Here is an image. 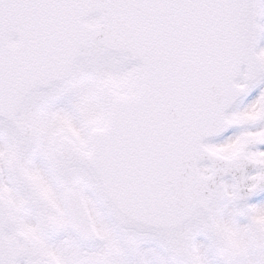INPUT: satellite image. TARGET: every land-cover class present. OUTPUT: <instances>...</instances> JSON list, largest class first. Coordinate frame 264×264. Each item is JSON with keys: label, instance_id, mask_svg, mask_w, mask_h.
<instances>
[{"label": "snow or ice", "instance_id": "6c2138e0", "mask_svg": "<svg viewBox=\"0 0 264 264\" xmlns=\"http://www.w3.org/2000/svg\"><path fill=\"white\" fill-rule=\"evenodd\" d=\"M0 264H264V0H0Z\"/></svg>", "mask_w": 264, "mask_h": 264}]
</instances>
